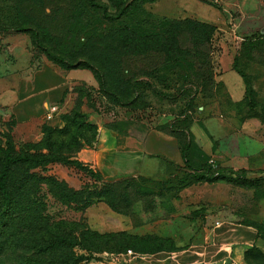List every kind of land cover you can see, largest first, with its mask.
<instances>
[{
	"label": "rangeland",
	"instance_id": "obj_1",
	"mask_svg": "<svg viewBox=\"0 0 264 264\" xmlns=\"http://www.w3.org/2000/svg\"><path fill=\"white\" fill-rule=\"evenodd\" d=\"M131 1L93 0L92 6L89 0H0V49L11 37L25 36L39 63L50 61L64 70L84 69L94 76L95 85H75L74 105L61 117L72 110L82 112L81 105L86 104L110 118H144L176 140L178 136L188 142L189 162L195 168L208 164L215 175L202 176L184 161L169 162L161 173L114 181L104 180L89 167L93 174L79 170L86 178L82 187L88 185L91 191H100L106 182L119 181L109 187L111 203L105 202L115 213L128 217L132 228L113 232L123 241L121 252L116 251L115 242L103 245L108 250L101 252L77 246L74 264H109L112 257L127 250L148 253L180 249L200 242L216 217L255 223L264 233V0H134L136 4L124 11ZM174 20L209 25V64L195 57L200 51L192 48L189 53L194 57H187L188 50L183 48L188 47V36L184 35L182 49L187 52L177 62L160 47L126 59L130 74L134 71L138 80L143 79L136 86V102L125 105L120 102L127 97L120 102L107 97L94 71L87 67L108 58L94 54L92 40L96 39L100 47L109 42L127 43V31L134 35L159 32L162 24ZM26 26L36 29L37 35L31 30H16ZM226 68L243 80L244 93L239 100L231 99L224 84ZM85 119L86 115L76 121V125L85 126L73 133L91 140L93 130ZM43 138L23 141L11 135L0 139V156L14 153L21 145L31 151H45ZM76 147L62 152L73 155ZM72 167L53 162L43 174L58 178V173ZM219 169L222 172L217 175ZM45 189L40 199L50 216L82 220L93 230L83 213L57 203ZM13 242L7 252L0 253V264H46L50 259L35 257ZM246 260L247 264H264L255 251L248 252Z\"/></svg>",
	"mask_w": 264,
	"mask_h": 264
},
{
	"label": "crops",
	"instance_id": "obj_2",
	"mask_svg": "<svg viewBox=\"0 0 264 264\" xmlns=\"http://www.w3.org/2000/svg\"><path fill=\"white\" fill-rule=\"evenodd\" d=\"M226 69L224 84L231 99L239 100L244 93L243 80ZM95 82L88 70H64L50 61L39 63L28 37H11L0 49V133L4 134L0 139L12 135L23 141H37L42 138L43 125L62 127L61 114L74 105L75 85L90 86ZM52 107H57V111L47 119ZM81 110L96 126L95 139L72 158L98 172L104 180L161 173L169 162L183 163L176 138L154 122L144 118H110L86 104L81 105ZM72 169L58 173V179L79 189L86 180L84 172ZM83 215L99 233L129 232L132 228L128 217L115 213L103 200L89 205ZM261 222L264 225V220ZM253 246L264 259V233L255 223L216 217L198 243L148 253L127 250L112 257L109 264H247L245 253Z\"/></svg>",
	"mask_w": 264,
	"mask_h": 264
},
{
	"label": "trees",
	"instance_id": "obj_3",
	"mask_svg": "<svg viewBox=\"0 0 264 264\" xmlns=\"http://www.w3.org/2000/svg\"><path fill=\"white\" fill-rule=\"evenodd\" d=\"M135 2L132 0L128 3L124 11L126 9L129 11L130 7L136 4ZM88 3L92 6L95 4L93 0H89ZM209 28V25L197 20H174L171 23L162 24L159 32L134 35L132 31H127V43L109 42L108 45L100 47L101 44L93 39L91 43L93 44L94 54H101L108 58L105 60L99 59L93 64L88 63L87 67L94 71L107 97H114L118 102L127 97V101L123 100L120 103L133 104L139 99L136 86L143 79L138 80L137 76H134V71L131 72L134 75L130 74L126 59L146 55L149 51H156L160 47L169 55V58L177 62L181 59L182 53L187 52V50V57H194L193 54L189 53L192 48L194 52L196 50L200 51L195 57L202 58L203 64L208 65L210 43L207 30ZM181 29H184V31H181ZM16 30H31L37 35V30H32L28 26L16 27ZM81 31L82 29L79 30V33ZM184 35L188 36V47L183 48L187 50L182 49ZM82 117H85V114L72 110L62 116L64 122L62 128H55L47 124L43 125L45 144L43 149L45 151L42 149L31 151L26 149L25 145H21L14 153L5 152L6 155L0 156V253L7 252L13 246L15 240L20 249L29 251L35 257L47 256L50 258L47 263L45 262L46 264H51L52 260L54 264H74V261L77 260L74 249L77 246L91 252H101L108 250L103 245L106 246L115 242L118 246L116 251L121 252L123 250V247L121 249L123 241L118 238V235L91 230L82 220L64 221L56 216H50L46 211V206L40 199L45 187V190L50 193L57 203L65 205L68 209L76 212L83 213L95 198L111 203L109 187H113V184H117L119 181L106 182L100 191H91V187L88 185L80 189H74L64 180L43 174L45 167L53 162L68 164L78 170L85 171L87 174H93L87 165L76 158H72L73 155H66L62 152L64 149L76 145L77 147L73 151L74 154L83 145H90L94 141L96 126L92 123L87 122L93 130L91 140H87L82 134L76 135L73 133L74 129L80 130L81 127L85 126L80 123L76 125V121ZM86 121L87 119L84 122L86 123ZM177 138L185 164L190 169L199 171L202 176L214 177L210 165L202 164L199 168H195L189 162V143L182 142L178 136ZM37 169L39 172H37ZM221 172L222 169H219L216 174L220 175ZM95 175L97 176V174ZM112 238L118 239L114 241ZM92 244L97 246L92 248ZM250 251L260 253L263 258L262 252L256 246L248 249L245 256ZM40 264H42V261Z\"/></svg>",
	"mask_w": 264,
	"mask_h": 264
},
{
	"label": "built area",
	"instance_id": "obj_4",
	"mask_svg": "<svg viewBox=\"0 0 264 264\" xmlns=\"http://www.w3.org/2000/svg\"><path fill=\"white\" fill-rule=\"evenodd\" d=\"M55 111H57V107H52L51 108V110H50V112L46 115V118L47 119H50L51 118V113H53V112H55ZM210 163H212L211 161H210ZM130 252V250H128V253Z\"/></svg>",
	"mask_w": 264,
	"mask_h": 264
}]
</instances>
